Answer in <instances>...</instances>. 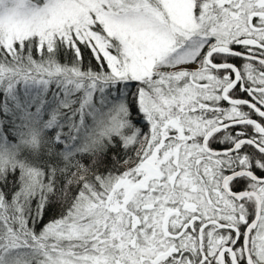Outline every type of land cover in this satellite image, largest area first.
<instances>
[{
    "label": "snow or ice",
    "instance_id": "snow-or-ice-1",
    "mask_svg": "<svg viewBox=\"0 0 264 264\" xmlns=\"http://www.w3.org/2000/svg\"><path fill=\"white\" fill-rule=\"evenodd\" d=\"M0 264H264V0H0Z\"/></svg>",
    "mask_w": 264,
    "mask_h": 264
},
{
    "label": "trees",
    "instance_id": "trees-1",
    "mask_svg": "<svg viewBox=\"0 0 264 264\" xmlns=\"http://www.w3.org/2000/svg\"><path fill=\"white\" fill-rule=\"evenodd\" d=\"M51 216H52V213L50 212L48 217L45 218V220L47 221V219L51 218Z\"/></svg>",
    "mask_w": 264,
    "mask_h": 264
}]
</instances>
